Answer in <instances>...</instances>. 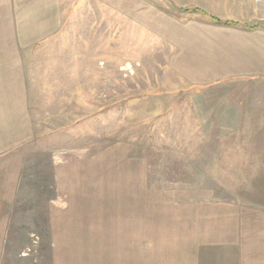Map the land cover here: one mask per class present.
<instances>
[{"label":"rangeland","instance_id":"rangeland-1","mask_svg":"<svg viewBox=\"0 0 264 264\" xmlns=\"http://www.w3.org/2000/svg\"><path fill=\"white\" fill-rule=\"evenodd\" d=\"M61 2L59 35L24 56L34 138L1 157L0 175H28L35 188L6 190L10 183L0 180V241L7 238L0 264H49L41 227L78 221L80 214L65 212L82 205L78 192L88 187L163 192L173 202L188 191L197 199L230 196L235 184L209 182L219 168L195 159L204 138H217L194 134L202 122L195 113L264 111V77L191 87L169 68L166 38L174 26L202 22L264 27V0ZM230 169L222 168L223 179Z\"/></svg>","mask_w":264,"mask_h":264},{"label":"crops","instance_id":"crops-1","mask_svg":"<svg viewBox=\"0 0 264 264\" xmlns=\"http://www.w3.org/2000/svg\"><path fill=\"white\" fill-rule=\"evenodd\" d=\"M62 13L61 0H0V164L1 157L34 138L24 56L59 35ZM166 36L169 68L191 87L264 77V27L202 22L174 26ZM197 112L202 122L194 134L217 138L212 143L204 138L195 159L203 168H219V178L209 182L233 183L234 192L224 197L204 192L197 199L188 191L173 202L177 197L163 192L88 187L90 192H78L82 205L65 212L80 214L78 221L41 227L46 235L38 238L52 247L49 264H264V111ZM225 155L231 156L229 163ZM225 167L233 172L224 171L223 179ZM7 178L0 175L10 183L6 190L19 192L23 183L35 188L28 175ZM6 241L1 239L0 247Z\"/></svg>","mask_w":264,"mask_h":264}]
</instances>
